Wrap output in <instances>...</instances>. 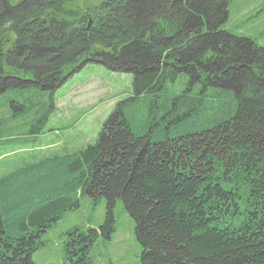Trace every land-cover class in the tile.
I'll list each match as a JSON object with an SVG mask.
<instances>
[{
    "label": "trees",
    "instance_id": "trees-1",
    "mask_svg": "<svg viewBox=\"0 0 264 264\" xmlns=\"http://www.w3.org/2000/svg\"><path fill=\"white\" fill-rule=\"evenodd\" d=\"M229 1L0 0V145L41 135L85 64L133 75L96 143L0 176V264H35L86 195L109 211L67 233L73 264L119 199L140 264H264V46L222 28Z\"/></svg>",
    "mask_w": 264,
    "mask_h": 264
},
{
    "label": "rangeland",
    "instance_id": "rangeland-1",
    "mask_svg": "<svg viewBox=\"0 0 264 264\" xmlns=\"http://www.w3.org/2000/svg\"><path fill=\"white\" fill-rule=\"evenodd\" d=\"M95 1L79 0L82 5ZM222 28L264 46V0H230ZM132 81L131 73L113 72L100 63L82 66L55 91L56 109L41 135L28 143L5 141L0 145V176L42 158L76 152L96 143L117 104L132 95ZM108 211L104 197L84 196L77 209L65 213L42 235L33 262L73 264L75 257L69 259L65 250L70 238L67 233L98 230ZM111 212L113 232L109 239L100 234L92 243L88 253L91 264H140L142 248L133 218L120 199Z\"/></svg>",
    "mask_w": 264,
    "mask_h": 264
}]
</instances>
